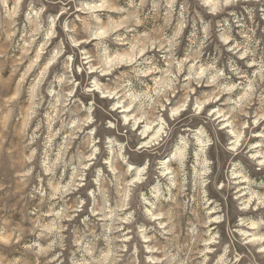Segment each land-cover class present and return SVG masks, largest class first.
I'll return each mask as SVG.
<instances>
[{"label":"clouds","instance_id":"clouds-1","mask_svg":"<svg viewBox=\"0 0 264 264\" xmlns=\"http://www.w3.org/2000/svg\"><path fill=\"white\" fill-rule=\"evenodd\" d=\"M0 264H264V0H0Z\"/></svg>","mask_w":264,"mask_h":264}]
</instances>
